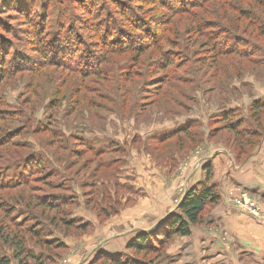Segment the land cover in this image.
<instances>
[{
	"label": "rangeland",
	"instance_id": "rangeland-1",
	"mask_svg": "<svg viewBox=\"0 0 264 264\" xmlns=\"http://www.w3.org/2000/svg\"><path fill=\"white\" fill-rule=\"evenodd\" d=\"M260 148L264 0H0V259L264 264L214 220L218 203L197 226L219 255L204 240L193 257L192 237L159 239L206 166L213 175L197 159L224 150L238 165ZM154 174L178 177L163 216L138 213L144 199L157 205Z\"/></svg>",
	"mask_w": 264,
	"mask_h": 264
},
{
	"label": "crops",
	"instance_id": "crops-1",
	"mask_svg": "<svg viewBox=\"0 0 264 264\" xmlns=\"http://www.w3.org/2000/svg\"><path fill=\"white\" fill-rule=\"evenodd\" d=\"M211 145V143H209ZM263 146V145H262ZM217 154H226L224 150H219L213 152L211 155H204L200 159L202 162L211 163L213 166V175L210 184L218 185V194L220 200L218 204L214 207V220L221 221L224 224L225 232L229 235L230 239L238 243V247L241 248L246 254H253L257 262L264 260V225L256 223L252 217L247 214L240 213L235 207H233L228 201L226 194L230 191L232 187H241L243 190L247 191L251 195L263 198L264 196V150L259 149L254 155H250L246 160L242 161V164H235L234 161L229 158L230 162L222 158V155L216 156ZM216 156V157H215ZM195 165V164H194ZM194 165H188V172H186L185 182H190L193 175H195L194 170L196 167ZM190 166V167H189ZM239 167V168H238ZM186 168V169H187ZM243 169L241 172L240 170ZM193 174V175H192ZM155 181H158L156 186V194L154 196L153 186H150L149 192L145 187V193L154 196V200L157 205H153L147 200H143L140 208H138V213H157L163 216L165 211L162 209L169 208L171 201H169L168 196H174L177 191L176 185L178 184L177 178L171 177V184L163 183L156 174H154ZM165 194V196H163ZM168 199V200H167ZM148 203V204H147ZM161 204V205H160ZM148 206L150 208H148ZM156 206V207H155ZM213 220V221H214ZM211 221V220H210ZM198 225V224H197ZM193 226L189 236L192 237L190 242H192L193 251L187 252V254H192L193 257L197 252L195 244H199L200 241L205 242L204 249H207V254L209 256H217L220 254L219 250L222 249L218 242L213 239L206 230L199 226ZM187 243V247L189 243ZM197 247V246H196ZM187 249V248H186ZM185 246L175 250L174 254L176 256L183 255ZM202 250V251H203ZM111 252V251H110ZM114 254V253H113ZM222 259V258H221ZM219 260L215 261L217 263Z\"/></svg>",
	"mask_w": 264,
	"mask_h": 264
},
{
	"label": "trees",
	"instance_id": "trees-1",
	"mask_svg": "<svg viewBox=\"0 0 264 264\" xmlns=\"http://www.w3.org/2000/svg\"><path fill=\"white\" fill-rule=\"evenodd\" d=\"M225 52H228V50H225ZM210 168L211 167L209 165L205 168V171L207 172L206 182H204L205 187L200 191L191 190L187 194V196L182 200L178 207L180 214H173L171 218L167 220L168 222L163 225L164 227H168L166 229V233H163L164 238L161 236L162 238L159 239L164 240L172 235H177L180 237L189 236L192 226H196L197 224H199L205 206L207 204H217L219 202L220 196L218 194V191H214L215 189L213 188V184H208L211 180L210 174H208L211 171ZM68 224L69 227H72L70 222H68ZM78 228L82 230L84 229L83 227ZM149 234H152L151 231ZM13 243L15 244L14 252L16 254V257L19 253H24V246L22 241L18 240ZM145 243L146 239L144 240L143 238H140V243L138 242V245H136L135 248H138L137 246L143 247ZM0 264H9V260L1 258ZM118 264L129 263L118 262Z\"/></svg>",
	"mask_w": 264,
	"mask_h": 264
},
{
	"label": "built area",
	"instance_id": "built-area-1",
	"mask_svg": "<svg viewBox=\"0 0 264 264\" xmlns=\"http://www.w3.org/2000/svg\"><path fill=\"white\" fill-rule=\"evenodd\" d=\"M233 206L243 214L254 218L257 223L264 224V202L245 190H238L233 198Z\"/></svg>",
	"mask_w": 264,
	"mask_h": 264
}]
</instances>
